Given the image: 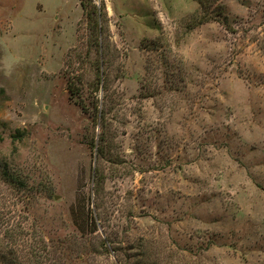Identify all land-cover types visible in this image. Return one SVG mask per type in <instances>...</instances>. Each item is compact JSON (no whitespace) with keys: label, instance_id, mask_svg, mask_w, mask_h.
<instances>
[{"label":"rangeland","instance_id":"374dc122","mask_svg":"<svg viewBox=\"0 0 264 264\" xmlns=\"http://www.w3.org/2000/svg\"><path fill=\"white\" fill-rule=\"evenodd\" d=\"M0 250L264 264V0H0Z\"/></svg>","mask_w":264,"mask_h":264},{"label":"trees","instance_id":"16d2710c","mask_svg":"<svg viewBox=\"0 0 264 264\" xmlns=\"http://www.w3.org/2000/svg\"><path fill=\"white\" fill-rule=\"evenodd\" d=\"M83 6L86 8V5L84 4V2H83ZM85 11H86V10H85ZM94 26L96 27V32L98 33V32L100 31V29H99V25L97 24V22H96V24H95ZM6 172H7V171H6ZM5 174H8V172L5 173ZM1 250H4V247H2ZM1 250H0V252H1Z\"/></svg>","mask_w":264,"mask_h":264}]
</instances>
